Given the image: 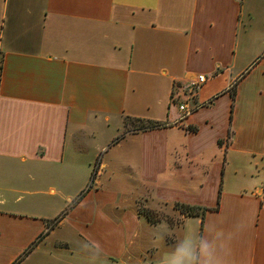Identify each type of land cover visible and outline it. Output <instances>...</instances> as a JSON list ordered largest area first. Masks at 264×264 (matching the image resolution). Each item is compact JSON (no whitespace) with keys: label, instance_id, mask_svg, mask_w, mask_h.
Listing matches in <instances>:
<instances>
[{"label":"crops","instance_id":"0c3cea01","mask_svg":"<svg viewBox=\"0 0 264 264\" xmlns=\"http://www.w3.org/2000/svg\"><path fill=\"white\" fill-rule=\"evenodd\" d=\"M212 225L264 264V0H0V264H159Z\"/></svg>","mask_w":264,"mask_h":264},{"label":"clouds","instance_id":"9594fccd","mask_svg":"<svg viewBox=\"0 0 264 264\" xmlns=\"http://www.w3.org/2000/svg\"><path fill=\"white\" fill-rule=\"evenodd\" d=\"M206 233L184 235L170 251L164 253L159 264H229L228 242L224 231L212 225ZM166 234L164 225H156L154 235L157 239H162ZM77 247L88 254L90 264H97L103 255V249L96 241H79Z\"/></svg>","mask_w":264,"mask_h":264},{"label":"rangeland","instance_id":"374dc122","mask_svg":"<svg viewBox=\"0 0 264 264\" xmlns=\"http://www.w3.org/2000/svg\"><path fill=\"white\" fill-rule=\"evenodd\" d=\"M133 124V127H136V126H139L137 123ZM129 126V125H128ZM93 163V161H92ZM94 165V163H93ZM234 168L237 169V166H233L231 169H230V172L228 174V179H229V183L230 184H238V185H241L243 184L245 181H248L249 177L245 176V179H243L244 175H243V169L239 168L235 171ZM246 172L248 173V171L246 170ZM246 173V174H247ZM245 174V173H244ZM195 234V231L193 232Z\"/></svg>","mask_w":264,"mask_h":264},{"label":"trees","instance_id":"16d2710c","mask_svg":"<svg viewBox=\"0 0 264 264\" xmlns=\"http://www.w3.org/2000/svg\"><path fill=\"white\" fill-rule=\"evenodd\" d=\"M158 124H155V123H148L147 125H144V126H140L138 127L139 129H146V128H155L157 127ZM227 136L229 137L230 136V132H228ZM180 208L182 209V211L188 215H199V210L197 208H194V207H189V206H186V205H180ZM205 210L207 209H202V212H204Z\"/></svg>","mask_w":264,"mask_h":264},{"label":"built area","instance_id":"2783aa9c","mask_svg":"<svg viewBox=\"0 0 264 264\" xmlns=\"http://www.w3.org/2000/svg\"><path fill=\"white\" fill-rule=\"evenodd\" d=\"M204 81H205V77L204 76H198L197 79H196V81L191 84L190 93H194L197 90L198 86L200 84H202ZM178 109L181 112H184L185 114L186 113H189V110H186V107L184 105H179L178 106Z\"/></svg>","mask_w":264,"mask_h":264}]
</instances>
